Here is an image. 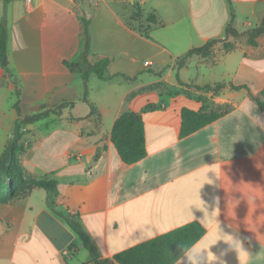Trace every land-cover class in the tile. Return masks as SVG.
Masks as SVG:
<instances>
[{
    "label": "crops",
    "instance_id": "0c3cea01",
    "mask_svg": "<svg viewBox=\"0 0 264 264\" xmlns=\"http://www.w3.org/2000/svg\"><path fill=\"white\" fill-rule=\"evenodd\" d=\"M124 3L0 0L7 27L0 89L12 86L16 95L13 102L0 96V155L15 104L29 115L66 103L26 127L18 158L26 175L58 181L56 207L76 214L103 264H119L116 253L192 221L204 228L195 243L221 239L211 251L224 264H264V109L256 100L264 87V32L254 45L245 33L262 21L264 0ZM136 6L153 21L132 19ZM231 12L237 37H226ZM211 40L208 54L178 67L180 56ZM224 42L233 47L225 50ZM103 58L110 77L89 75L87 99L97 110L90 115L81 69ZM183 108L221 115L182 136ZM126 111L139 113L144 125L146 154L133 163L111 141ZM17 194L0 203V264H94L47 206L43 188L25 184ZM198 260L204 264L203 255Z\"/></svg>",
    "mask_w": 264,
    "mask_h": 264
},
{
    "label": "trees",
    "instance_id": "16d2710c",
    "mask_svg": "<svg viewBox=\"0 0 264 264\" xmlns=\"http://www.w3.org/2000/svg\"><path fill=\"white\" fill-rule=\"evenodd\" d=\"M7 3L10 0H3ZM230 1V0H228ZM140 8L136 6L131 14L132 19L137 20V13ZM154 17L151 14L150 18H146V22L153 21ZM157 23V22H155ZM84 32L87 37V45L85 53L88 51V33L87 23L84 21ZM264 32V17L259 25L245 31L248 34V41L254 45L258 35ZM143 33L147 35L146 29ZM240 32L234 25V13L231 12V20L226 26V37H237ZM217 40H211L200 47L191 48L185 54L177 59L178 67L184 65L185 60L192 54L206 55L209 53L211 47ZM6 42H7V27L6 19L2 16L0 20V68L6 69ZM225 50H230L233 47L231 42H224ZM109 64L108 58L98 60L93 64H88L81 69L83 78V100L90 108V115L97 113L95 106L87 99V80L91 73H94L99 78H109L106 75V69ZM7 78V74H4ZM231 87L238 88L231 84ZM261 99L256 98L258 104L264 109V87L260 92ZM66 103L58 105L54 109L39 111L34 114L22 115L17 104V117L11 131L10 138L0 155V203L14 200L18 197L17 190L20 186L30 184L41 187L46 192V204L57 215L62 217L67 224L77 233L83 246L92 254L94 264H103L99 259V253L94 244L87 237L80 226L76 214L59 210L55 204V197L58 195V181L56 179L41 178L36 179L30 175H26L23 167L19 162V154L24 150L26 141V134L29 130L28 125L33 124L42 116L49 113H59ZM221 115L219 111L200 112L188 108H183L181 111V128L180 134L187 135L196 129L210 123ZM111 141L116 148L120 158L125 163H133L138 161L146 154L145 140H144V125L142 117L139 113L126 111L121 114L116 120L111 132ZM204 233L203 226L195 221L186 223L182 226L159 234L153 238L145 240L127 249L116 253L113 258L119 264H174L176 258L181 255L179 245L194 244Z\"/></svg>",
    "mask_w": 264,
    "mask_h": 264
},
{
    "label": "clouds",
    "instance_id": "9594fccd",
    "mask_svg": "<svg viewBox=\"0 0 264 264\" xmlns=\"http://www.w3.org/2000/svg\"><path fill=\"white\" fill-rule=\"evenodd\" d=\"M220 240L221 239H217L214 244L211 242H204L191 245H179L181 255L176 258V264H199L198 257L201 255L204 257V264H224L222 258L211 251V246L217 244ZM231 246L236 252L243 249L239 241L231 244Z\"/></svg>",
    "mask_w": 264,
    "mask_h": 264
},
{
    "label": "rangeland",
    "instance_id": "374dc122",
    "mask_svg": "<svg viewBox=\"0 0 264 264\" xmlns=\"http://www.w3.org/2000/svg\"><path fill=\"white\" fill-rule=\"evenodd\" d=\"M125 0H116L117 4L119 5H122V4H125L124 3ZM151 16V13L150 12H146V11H138L137 13V17H139L138 21H144L146 18H150ZM1 90V98L7 102V101H10V102H13L15 101V98H16V95L15 93L13 94V87L10 86L9 88H3V89H0ZM29 134H26V137L28 136Z\"/></svg>",
    "mask_w": 264,
    "mask_h": 264
},
{
    "label": "water",
    "instance_id": "95a60500",
    "mask_svg": "<svg viewBox=\"0 0 264 264\" xmlns=\"http://www.w3.org/2000/svg\"><path fill=\"white\" fill-rule=\"evenodd\" d=\"M5 83V79L3 78L2 80H1V84H4ZM8 83V82H7Z\"/></svg>",
    "mask_w": 264,
    "mask_h": 264
}]
</instances>
